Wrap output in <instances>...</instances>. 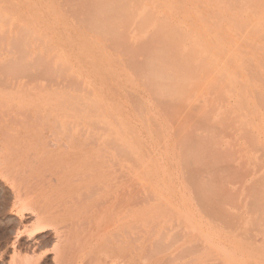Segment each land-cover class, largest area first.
Segmentation results:
<instances>
[{"label":"rangeland","instance_id":"374dc122","mask_svg":"<svg viewBox=\"0 0 264 264\" xmlns=\"http://www.w3.org/2000/svg\"><path fill=\"white\" fill-rule=\"evenodd\" d=\"M82 148L135 162L136 264L181 243L264 264V0H0L1 245L4 227L34 222L78 177ZM119 159L84 176L108 188ZM108 201L93 204L99 246L126 248L113 228L128 207L114 216ZM85 231L75 247L97 243Z\"/></svg>","mask_w":264,"mask_h":264},{"label":"bare ground","instance_id":"6f19581e","mask_svg":"<svg viewBox=\"0 0 264 264\" xmlns=\"http://www.w3.org/2000/svg\"><path fill=\"white\" fill-rule=\"evenodd\" d=\"M129 154L122 150H115L110 151L107 158H103L104 152L98 148H94V150L83 148L77 150L75 157L77 159L80 157L84 158L83 164L77 165L74 171L78 177L72 179L68 177L63 178L65 181L61 180V187L53 194L55 203L46 211L42 210V208L41 211L43 212H38V214L36 213L33 216L34 222H26L22 227L23 229L21 228L22 230L20 229V225L17 228H3V240L6 234L7 236L2 245L0 244V264H41V259L45 255H40L39 253L45 247L46 238L48 237L53 239L52 245H54L56 252L51 257L52 264H117L120 261L136 264L139 262L137 256L144 254L145 251L133 244L134 236L132 228L135 224L133 164L135 162L133 163V158ZM120 156H124L128 161L127 167L124 170L118 169L108 188L104 185L102 179L84 176L86 173L92 171L93 168L102 170L103 166L106 165L109 167L119 166ZM20 195L17 192L13 193L14 204L22 199ZM108 196H111V198L106 199ZM10 197L12 198V195L8 191L6 196L0 199L1 210L5 209ZM107 201L105 211L110 210L114 216L118 214L122 204L126 203L128 207V212L124 219L125 222L120 221L113 228L117 234L123 229L127 232L129 242L126 248L122 245L120 247L108 246L106 249L99 246V241L104 231H98V219L93 214V204L98 202L101 206V204ZM46 227L51 228L50 233L43 236L27 237L22 241L26 229L34 231L35 229ZM89 229L95 232L97 243L93 242L89 246H83V248H79L76 244L75 247L74 243L76 242L74 240L76 239L73 240V237H80V233L82 235V232L85 230L87 234ZM89 234L87 235L89 236ZM196 236L195 233L193 237L196 238ZM78 244L80 243L78 242ZM148 250L162 253L156 254L148 264H227L212 258H202L196 248H192L186 243L158 245L149 247Z\"/></svg>","mask_w":264,"mask_h":264}]
</instances>
